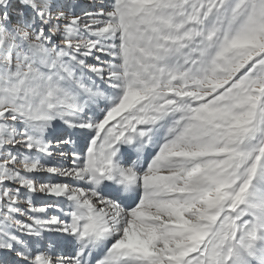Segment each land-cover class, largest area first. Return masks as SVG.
Returning a JSON list of instances; mask_svg holds the SVG:
<instances>
[{
	"label": "snow or ice",
	"instance_id": "snow-or-ice-1",
	"mask_svg": "<svg viewBox=\"0 0 264 264\" xmlns=\"http://www.w3.org/2000/svg\"><path fill=\"white\" fill-rule=\"evenodd\" d=\"M0 264H264V0H0Z\"/></svg>",
	"mask_w": 264,
	"mask_h": 264
},
{
	"label": "rangeland",
	"instance_id": "rangeland-1",
	"mask_svg": "<svg viewBox=\"0 0 264 264\" xmlns=\"http://www.w3.org/2000/svg\"><path fill=\"white\" fill-rule=\"evenodd\" d=\"M79 2H80L83 6L87 7L89 4L93 3L94 0H79Z\"/></svg>",
	"mask_w": 264,
	"mask_h": 264
}]
</instances>
